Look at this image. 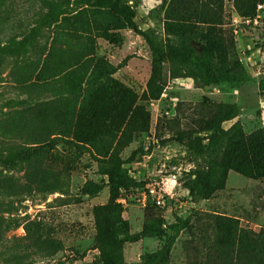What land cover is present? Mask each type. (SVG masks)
I'll return each mask as SVG.
<instances>
[{"label":"rangeland","instance_id":"obj_1","mask_svg":"<svg viewBox=\"0 0 264 264\" xmlns=\"http://www.w3.org/2000/svg\"><path fill=\"white\" fill-rule=\"evenodd\" d=\"M69 1L24 54L0 56V152L38 143L28 162L0 167V180L29 186L0 195V264L13 253L31 264H143L163 242L136 237L178 219L187 227L160 264H264V0L256 23L236 0H117L156 45L192 37L250 78L202 88L180 64L153 65L144 39L98 0ZM46 7L0 0V43L22 39ZM111 158L165 203L142 207L133 191L124 205L103 174Z\"/></svg>","mask_w":264,"mask_h":264},{"label":"trees","instance_id":"obj_2","mask_svg":"<svg viewBox=\"0 0 264 264\" xmlns=\"http://www.w3.org/2000/svg\"><path fill=\"white\" fill-rule=\"evenodd\" d=\"M42 1L47 6V14L44 15L38 24L33 27L30 32L24 35L22 39H9L6 45L0 43V56L14 57L24 54L25 51L31 47L41 31L44 28L57 23L60 18L67 14V10L70 8L69 0ZM259 2L260 0H236V10L241 17L252 20L257 16L258 10L256 7ZM78 3V1H75L74 4ZM88 4H90V1H88ZM95 4L100 8H107L113 15L121 17L129 30L144 39L149 47L153 65L163 62L180 64L189 70L190 76L195 79L196 86L199 88H202L206 84H232L235 87H240L250 80L239 60H217L204 43H201L199 40L192 37L185 39L179 48L156 45L152 38L137 26L135 23V12L128 5L121 4L117 0H98ZM232 118L233 115L230 113L223 117V119L210 123L208 130L213 131V134H215V132L220 129L221 123ZM216 140L217 139H213L211 145L214 144ZM32 144H36L35 146L38 147V143ZM37 147H32L31 149H26L18 153L11 150L5 153L0 152V167L12 169L20 163L28 162L31 154ZM259 148L264 151L263 143L259 145ZM256 156H259L258 153ZM106 164L107 166L104 168L103 174L108 178L107 187L112 192L116 193L117 199L125 192H138L143 189V183L138 182L136 179L132 178L126 170L122 169L121 161L111 158L106 161ZM255 166L261 169L264 164L262 161H258ZM20 188L27 190L29 186L15 184L9 177H3V179L0 180V195H16L15 193L18 194L17 190ZM186 227L187 222L183 219H178L175 223H172L165 228H163L162 224L158 223L152 228L143 230L136 238L157 237L163 242L161 248L157 252L145 257L143 264H160L165 255L166 248L174 243L176 236ZM25 232V238L31 236V231L28 225L25 226ZM132 240L133 239L129 238H124L118 241L116 239H111L108 246L121 248L125 242ZM35 241L37 242L38 240L35 239ZM1 262L3 264H31V262L28 261L27 255L16 253L3 259Z\"/></svg>","mask_w":264,"mask_h":264},{"label":"built area","instance_id":"obj_3","mask_svg":"<svg viewBox=\"0 0 264 264\" xmlns=\"http://www.w3.org/2000/svg\"><path fill=\"white\" fill-rule=\"evenodd\" d=\"M257 18H258V15L253 19V22L254 23H256L257 22ZM248 22H250V20L248 21ZM122 197V196H121ZM120 197V199H122L123 201H122V203L124 204L125 203V200H127V197H123V198H121ZM150 197H152L155 201H156V203L158 204V205H163L164 203H165V199H164V197L163 196H161V195H159V194H157L153 189H151V190H149V193L147 194L145 191H140L139 193H138V195H137V197H136V199H135V201L138 203V204H140L142 207H145L146 206V201L150 198ZM125 205V204H124Z\"/></svg>","mask_w":264,"mask_h":264}]
</instances>
